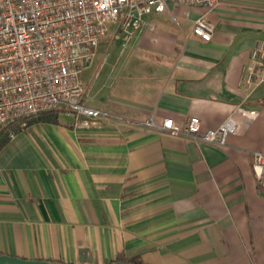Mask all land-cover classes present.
I'll use <instances>...</instances> for the list:
<instances>
[{
	"label": "crops",
	"instance_id": "1",
	"mask_svg": "<svg viewBox=\"0 0 264 264\" xmlns=\"http://www.w3.org/2000/svg\"><path fill=\"white\" fill-rule=\"evenodd\" d=\"M199 17L214 26L208 42L193 34ZM145 20L120 33L108 25L80 74L84 105L108 119L73 126L58 110V123L31 125L0 150V255L264 264V187L251 166V153L264 150V73L241 84L250 51L264 42V0L212 11L169 4ZM235 108L256 115L224 147L146 125L184 128L197 117L204 132Z\"/></svg>",
	"mask_w": 264,
	"mask_h": 264
},
{
	"label": "built area",
	"instance_id": "2",
	"mask_svg": "<svg viewBox=\"0 0 264 264\" xmlns=\"http://www.w3.org/2000/svg\"><path fill=\"white\" fill-rule=\"evenodd\" d=\"M226 0H0V128H25L26 119L62 109L75 119L73 126L89 127L110 116L83 104L82 70L94 58L105 39L108 25L118 33L147 27L146 17L163 13L169 4L199 6L208 11ZM193 34L211 40L214 26L199 17ZM241 84L255 85L264 73V42H258L249 55ZM256 111L235 108L216 129L201 132L197 117L184 128L164 119L156 126L146 125L171 136L194 143L224 147L230 135L243 132ZM252 171L264 187V150L254 151Z\"/></svg>",
	"mask_w": 264,
	"mask_h": 264
},
{
	"label": "trees",
	"instance_id": "3",
	"mask_svg": "<svg viewBox=\"0 0 264 264\" xmlns=\"http://www.w3.org/2000/svg\"><path fill=\"white\" fill-rule=\"evenodd\" d=\"M25 122V128H20L17 125L14 126V128H16L17 130L16 135L25 131L29 126L37 123H58V110L44 112L35 117L27 118ZM12 126L13 125L9 124L6 127L0 128V150L11 140V138L9 137V133ZM115 262L132 263L131 261L121 259L120 257Z\"/></svg>",
	"mask_w": 264,
	"mask_h": 264
},
{
	"label": "water",
	"instance_id": "4",
	"mask_svg": "<svg viewBox=\"0 0 264 264\" xmlns=\"http://www.w3.org/2000/svg\"><path fill=\"white\" fill-rule=\"evenodd\" d=\"M86 249H80L79 253L85 254ZM81 262H87V260H81ZM0 264H57L49 261L41 260H25L16 257H11L7 255H0ZM110 264H133V263H123V262H113Z\"/></svg>",
	"mask_w": 264,
	"mask_h": 264
},
{
	"label": "rangeland",
	"instance_id": "5",
	"mask_svg": "<svg viewBox=\"0 0 264 264\" xmlns=\"http://www.w3.org/2000/svg\"><path fill=\"white\" fill-rule=\"evenodd\" d=\"M83 104H84V97H83ZM59 110H61L62 111V109H59ZM62 122H66L68 119H66V118H64V117H62Z\"/></svg>",
	"mask_w": 264,
	"mask_h": 264
}]
</instances>
